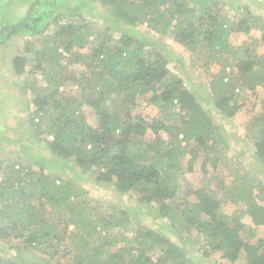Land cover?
Segmentation results:
<instances>
[{
    "label": "trees",
    "instance_id": "16d2710c",
    "mask_svg": "<svg viewBox=\"0 0 264 264\" xmlns=\"http://www.w3.org/2000/svg\"><path fill=\"white\" fill-rule=\"evenodd\" d=\"M12 1L0 0V48L30 37L10 67L30 92L27 122L43 150L18 141L0 159V237L14 241L0 264H203L216 255V264H264V18L224 0H25L18 13ZM141 25L148 31L138 36ZM242 33L250 39L232 43ZM167 36L217 67L204 93L155 47ZM250 93L260 111H249L243 138H230L218 121ZM143 100L155 116L136 112ZM6 140L15 141L0 133ZM247 140L258 170L235 169L226 183L220 162ZM186 167L200 171L201 186L191 189ZM83 175L136 196L153 221L121 203L91 216ZM225 201L241 203L238 212Z\"/></svg>",
    "mask_w": 264,
    "mask_h": 264
},
{
    "label": "rangeland",
    "instance_id": "374dc122",
    "mask_svg": "<svg viewBox=\"0 0 264 264\" xmlns=\"http://www.w3.org/2000/svg\"><path fill=\"white\" fill-rule=\"evenodd\" d=\"M75 4L76 0H72ZM231 7L235 8L238 6H246L249 7L254 13L261 15L264 18V0H224ZM29 2V0H28ZM25 0H13L10 5V11L13 13L21 12L25 9V6L28 4ZM72 3V4H73ZM73 4V5H74ZM90 6L94 7L97 10H101V14L105 13L102 6L97 2H91ZM226 11L230 15H234V11L232 9H227ZM95 12H89L88 10L84 11V16L89 20L98 19L99 22L102 23V26L106 25V22L103 21L102 17L98 15H94ZM13 15V14H12ZM95 17V18H94ZM97 21V20H96ZM53 28H49L48 31H51ZM140 33H135L138 36L147 34L146 25L140 26ZM260 31L255 29L253 37L256 39L260 38ZM30 37L26 36H18L16 39H12L8 41L3 47L0 48V133L7 136L8 138H13L15 141L6 140L0 144V159H6L10 156V151H15L19 149V143H30L33 144V148L35 151L43 150V146L34 145L31 137L32 130L29 127V123L27 119L30 117V111L32 107L27 106L30 92L27 86L24 84V79L16 73L14 68L10 67L11 58L14 56L19 50L15 47L16 44L19 45L20 49L23 50L27 44V41ZM250 36L248 34H237L232 38V43H242L244 40H249ZM41 40V39H40ZM158 45L157 47L159 51L165 53L170 60V68L171 70L183 76L192 90L198 92L199 94L204 93L205 85L209 80V75L217 70L215 65L206 66V61L203 59H199L197 55L192 54L189 49H187L183 44L177 42L172 39L170 36L164 38H156ZM258 42V41H257ZM262 46V47H261ZM261 50H264V45L259 44L258 46ZM39 81V78H35ZM263 91V90H260ZM248 102L238 112L233 118H225L224 120H219L218 123L229 132L230 138H243L246 134V126L250 121L251 112L249 111H260V105H257L255 96H251L249 94ZM33 106L32 103H30ZM256 104V107H255ZM212 104H206V108L210 109ZM254 109H253V108ZM251 108L253 110H251ZM6 110V111H5ZM6 112V116L4 113ZM136 112H141L147 114L148 116H155L157 114V108L154 105L148 104L146 101H142L137 106ZM87 116L93 122H95V116L93 114H89L90 110H86ZM148 138L154 136L153 133L149 132L147 134ZM21 138V140H16ZM234 147L228 153L227 159L222 160L220 162L219 168L217 172L225 176L226 183L232 181L233 176L230 175V172L235 169L240 170L241 172L250 171L252 173L257 172L258 168L252 164L253 162V151L254 147L252 145V141L247 140L244 143H237L233 141ZM20 152V151H19ZM46 151H44L45 154ZM14 155V152L12 153ZM22 158L25 155L21 153ZM46 155V154H45ZM187 162V159L184 161ZM186 165V163H185ZM252 165V166H250ZM199 168V167H197ZM185 171L190 178L189 181L192 183L191 189H196L197 187L203 184V179L199 170L189 171L186 167ZM90 176L95 177V173H90ZM88 175H83L80 183L86 189V193L84 196H81L82 201H85L89 204V206H97L91 209V216L98 213V207L103 206L102 208L108 207V204H124V206L129 205L131 208L135 209L134 212L131 210V217H137L140 221L152 222L153 216L150 215L148 211V207L144 204H141L137 201L136 196L123 195L122 198H119L115 195V192L109 189L106 186H100L92 180H89ZM93 205V206H92ZM241 203L237 202H224V206L226 209H229L230 213L238 212ZM138 209V210H137ZM137 212V213H136ZM160 221L159 219H157ZM154 219V221H157ZM244 222L247 224V228L249 231V225L251 224V219L247 215L242 218ZM14 241L10 239H4L2 236L0 237V255L2 256H10L9 248ZM216 256H212L210 259L202 261L203 264H216L214 259Z\"/></svg>",
    "mask_w": 264,
    "mask_h": 264
}]
</instances>
